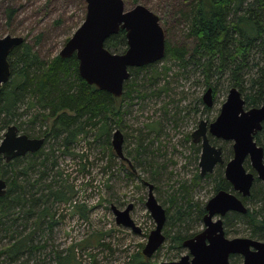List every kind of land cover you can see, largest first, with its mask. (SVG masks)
Returning <instances> with one entry per match:
<instances>
[{
  "label": "trees",
  "instance_id": "trees-1",
  "mask_svg": "<svg viewBox=\"0 0 264 264\" xmlns=\"http://www.w3.org/2000/svg\"><path fill=\"white\" fill-rule=\"evenodd\" d=\"M138 3L139 0H133V5ZM182 4L184 8L179 10L182 30L193 38L194 45L189 49L186 45H173L166 40L163 60L174 61L178 66L177 74L180 73L186 79L195 71L201 72L205 86L213 88L215 97L218 87L225 83L227 92L233 86L242 92L247 108L259 106L264 98V0H182ZM7 12L11 18L14 9L9 8ZM105 46L111 52H125L128 47L126 31L121 29L109 37ZM8 59L11 76L0 89V140L10 125H16L21 133L30 137L45 139L43 147L37 152L18 156L10 162L0 159V177L8 183L6 194L0 196V238L16 237L18 224L24 222L23 225L26 226L29 218H35V227L27 237L15 239L10 245L0 249V255L6 254L12 261H17L26 251L34 257L37 250L45 248L41 243L29 244V241L36 232L37 225L48 220L46 228L51 231L57 223L48 201L54 199L62 202L70 199V194L63 189L52 188L51 183L43 182L47 170L55 163L52 161L53 164H49L54 151L52 148L45 150L46 143L51 140L56 144L57 141V146H63V152H66L71 144L93 133L95 138L104 137L111 155L117 157L110 137L114 127L126 126L128 101L143 99L149 93L167 92L169 87L159 85L158 82L161 78L169 77L172 68L170 65L153 68L154 64L131 68L123 95L115 97L110 92L89 84L81 76L76 53L70 57H61L58 53L46 61L24 37V42L13 49ZM148 70L149 75L142 81L140 72ZM141 82L146 86L151 83L154 89L150 92L148 89L139 90L144 86ZM196 100L205 105L202 95L197 96ZM185 109L197 111L191 103L186 104ZM208 110L210 107L205 105L201 113L205 114ZM26 114L28 117L24 119ZM168 120L177 123L175 116ZM159 124L158 121L146 124L148 132L140 131L136 135L133 150L126 151L133 161L129 165L131 175L134 174L133 167L145 168L154 175L158 174L160 167L155 165L161 152L153 144L162 132ZM148 134L153 137L148 138ZM185 138L191 141V148L196 159H199L200 145L194 143L191 134ZM210 139L213 144L221 145L218 139ZM255 139L264 147V125ZM222 147L224 163L218 164L214 172L203 176L200 171H196L193 185L183 181L178 193L169 194L164 234L170 240V248L182 249L183 241L199 232L190 231V227L195 222L202 223L207 212L206 204L194 200L191 188L207 181L214 193L220 189L233 191L232 184L225 177V163L233 156V148L232 145ZM120 161L121 167H125L126 162L122 159ZM245 166L252 170L249 160H246ZM108 168L111 165L107 163L103 169ZM34 171L38 173V177L32 179ZM41 189L44 192H40ZM237 195L247 205L248 211H232L224 216L226 235L241 232L240 228H243L247 236L264 240V183L256 178L249 196ZM76 210L86 216L79 205ZM46 217L49 218L45 219ZM91 241L99 242V236L95 233L83 243H92ZM73 247H70V252L66 255L58 254L56 264L68 255H71L73 264H80ZM129 258L126 264H159L152 260L153 257H146L142 252ZM238 259L240 260L239 255H232L230 261L237 264Z\"/></svg>",
  "mask_w": 264,
  "mask_h": 264
},
{
  "label": "rangeland",
  "instance_id": "rangeland-1",
  "mask_svg": "<svg viewBox=\"0 0 264 264\" xmlns=\"http://www.w3.org/2000/svg\"><path fill=\"white\" fill-rule=\"evenodd\" d=\"M124 1L126 9L134 6L133 0ZM139 3L146 5L160 16L168 42L173 45H186L189 49L193 47V38L188 37L182 30L183 24L179 12L181 7L184 8L182 0H139ZM85 5V0H0V37L7 34L26 37L41 58L49 61L61 51L67 40L83 23L86 17ZM9 8L14 9L11 18L7 12ZM173 62L162 59L152 63L153 68H161L163 65L171 66L169 77L161 78L158 82L159 85L168 86L169 90L159 94L149 93L148 97L143 99L136 98L128 101L125 114L126 126L114 127L110 137L112 141L114 131L120 129L124 137L123 150L130 151L136 144V135L140 131L148 132L146 124L160 122L162 132L153 144L155 148L158 146L161 152L155 165L160 167L158 174L154 175L151 171L138 167L131 175L129 164L125 161V167H121L120 158L111 155L105 138H95L93 133L71 144L69 151L66 152H63V146H57L59 144L57 141L54 144L50 140L46 143L45 150L53 149L54 153L49 158V164H53L52 161L55 163L47 170L43 182L51 183L52 188L63 189L68 195L70 194V199L62 202L54 199L48 201L50 211L57 223L51 231L46 228L48 220L42 225H37L41 227L36 226L37 230L29 241V244L41 243L45 248L37 250L34 257L26 251L17 261H12L6 254H1L0 264L20 262L56 264L57 255L68 254L72 246L80 264H126L130 256L143 251L151 230L156 226L146 206L149 193L147 183L155 185V195L165 203L164 207L167 206L169 194L178 193L183 181L193 185L195 172H201L199 161L202 148L200 146L199 159H196L194 150L191 148V141H188L185 136L197 128L200 120L214 121L229 92V90L226 91L225 83L221 84L217 89L216 97L214 95V98L212 97L213 106L205 111V114L201 113L205 105L200 104L196 98L199 95L203 96L207 90L203 75L195 71L186 79L180 73L177 74L178 66ZM147 75L149 70L141 71L139 77L143 81ZM146 85L139 90L148 89L150 92L154 89L151 83ZM189 103L194 104L197 111H187L185 108ZM31 113L32 111L29 115ZM174 116L177 118V123L168 120ZM25 117L27 118L28 114L24 116V119ZM152 137V134H148V138ZM1 141L2 139L0 143ZM218 142L226 148L233 143L223 139H218ZM107 163L111 165V168L104 170L103 167ZM251 169L248 170L253 171L252 167ZM36 177L38 173L34 171L32 179ZM193 188L191 189L194 200L203 204H206L215 194L207 181ZM40 192H44V189ZM129 204L134 206L130 214L136 225L141 228L140 232H135L131 227L116 221L112 206L125 209ZM78 205L86 216L76 210ZM34 221V217L29 218L26 226L23 225L24 222H20L16 237L0 238V249L10 245L15 239L27 237L35 227ZM166 224L167 221L163 231L166 229ZM204 227V221L195 222L190 227V231H201ZM240 230L242 231L231 232L227 236L229 238L248 237L243 228ZM95 233L99 236V242L83 243ZM170 245V240L166 238L155 253L158 254L152 256V260L157 263L178 260L188 253V248L184 246L182 249H176L170 248ZM239 256L240 260H237V264H242L243 257ZM59 264H73L71 255L64 257Z\"/></svg>",
  "mask_w": 264,
  "mask_h": 264
},
{
  "label": "water",
  "instance_id": "water-1",
  "mask_svg": "<svg viewBox=\"0 0 264 264\" xmlns=\"http://www.w3.org/2000/svg\"><path fill=\"white\" fill-rule=\"evenodd\" d=\"M86 17L74 34L67 40L59 55L70 57L74 53L79 59V72L91 85L121 97L125 82L130 78L131 68H138L161 60L166 53V34L159 15L146 5L138 3L126 9L124 0H85ZM126 31L127 49L123 53L111 52L106 40ZM24 42V37L7 34L0 37V89L11 76L9 55ZM213 88L208 87L203 101L213 106ZM264 125V98L259 106L246 108L242 92L231 87L216 119L209 123L201 120L192 132L194 142H201L202 152L199 166L204 176L218 164L224 163L223 148L211 143V135L232 141L233 157L225 165V177L233 191L220 189L206 203L204 229L183 241L188 253L178 260L159 264H231V255H241L242 264H264V240L253 237L229 238L224 230V216L232 211L246 213L248 207L237 195L247 197L256 178L264 182V147L255 135ZM44 137H30L21 133L16 125H10L0 143V159L7 162L18 156L34 153L44 145ZM123 135L117 129L112 144L116 153L124 158ZM250 161L253 171L245 166ZM7 181L0 177V196L5 195ZM146 206L156 222L143 248L146 257H152L166 239L163 228L167 221L166 209L154 195L150 185ZM132 204L125 209L112 206L116 221L131 227L135 232L141 228L131 217Z\"/></svg>",
  "mask_w": 264,
  "mask_h": 264
},
{
  "label": "flooded vegetation",
  "instance_id": "flooded-vegetation-1",
  "mask_svg": "<svg viewBox=\"0 0 264 264\" xmlns=\"http://www.w3.org/2000/svg\"><path fill=\"white\" fill-rule=\"evenodd\" d=\"M212 97H213V93H212ZM214 98V97H213ZM206 105V104H205ZM207 106V105H206ZM208 107V106H207ZM201 121V120H200ZM199 121V122H200ZM207 121V120H206ZM208 122V125H209V123H211V122H209V121H207ZM199 124V123H198ZM197 127H198V125H197ZM117 130V129H116ZM115 130V131H116ZM120 130V129H119ZM115 131H114V133H115ZM121 131V130H120ZM114 133H113V135H114ZM122 133V132H121ZM122 135H123V133H122ZM191 136H192V133H191ZM208 136H209V138H216V139H219V138H217V137H213V135H211L210 134V132H209V129H208ZM124 138V137H123ZM192 139H193V137H192ZM210 141H211V139H210ZM194 143H196V144H199L200 146H201V142H194ZM212 143V142H211ZM213 144V143H212ZM214 145H216V144H214ZM217 146H221V145H217ZM201 148H202V146H201ZM223 148V147H222ZM122 150H123V146H122ZM115 153H116V151H115ZM125 151L123 150V154H124V158H122V157H120L117 153H116V155H117V157L118 158H120V160L122 159V160H124V161H126L129 165L131 164V163H133V161L131 160V159H129V157H128V155H127V153H126V155H125ZM233 157V156H232ZM231 157V158H232ZM227 163V162H226ZM226 163H225V165H226ZM216 168V167H215ZM135 170V167H133V171ZM214 171V170H213ZM212 171V172H213ZM212 172H210V173H212ZM208 174V173H207ZM206 174V175H207ZM205 176V175H204ZM264 183V182H263ZM148 185H149V190H150V185H152V187H153V191H154V195H155V189H156V187H155V185L153 184V183H147ZM7 187H8V183H7ZM6 191H7V188H6ZM6 194V193H5ZM148 195H149V193H148ZM241 195V194H240ZM155 197H156V195H155ZM157 198V197H156ZM211 198V197H210ZM157 200L163 205V204H165V203H163V202H161V199H159V198H157ZM244 202V201H243ZM207 203V202H206ZM133 205V204H132ZM247 206V205H246ZM134 207V206H133ZM163 207H164V205H163ZM165 209H166V207H164ZM133 209V208H132ZM167 213V212H166ZM200 232V231H199ZM232 256V255H231ZM230 259H231V257H230Z\"/></svg>",
  "mask_w": 264,
  "mask_h": 264
},
{
  "label": "bare ground",
  "instance_id": "bare-ground-1",
  "mask_svg": "<svg viewBox=\"0 0 264 264\" xmlns=\"http://www.w3.org/2000/svg\"><path fill=\"white\" fill-rule=\"evenodd\" d=\"M164 56H165V55H164ZM163 58H164V57H163ZM163 58H162V59H163ZM162 59H161V60H162Z\"/></svg>",
  "mask_w": 264,
  "mask_h": 264
}]
</instances>
